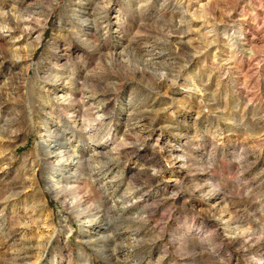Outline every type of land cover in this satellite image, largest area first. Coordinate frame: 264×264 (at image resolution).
<instances>
[{
  "label": "rangeland",
  "instance_id": "374dc122",
  "mask_svg": "<svg viewBox=\"0 0 264 264\" xmlns=\"http://www.w3.org/2000/svg\"><path fill=\"white\" fill-rule=\"evenodd\" d=\"M0 264H264V0H0Z\"/></svg>",
  "mask_w": 264,
  "mask_h": 264
},
{
  "label": "bare ground",
  "instance_id": "6f19581e",
  "mask_svg": "<svg viewBox=\"0 0 264 264\" xmlns=\"http://www.w3.org/2000/svg\"><path fill=\"white\" fill-rule=\"evenodd\" d=\"M61 84V83H60ZM54 95V94H53ZM68 97L69 96H67V95H64V94H58V95H55V96H53V100H54V102H56V103H62V102H64V101H66L67 102V100H68ZM61 105V104H60ZM88 126V125H87ZM77 128V127H76ZM92 131V127L90 128V127H87V128H85L84 129V132L85 133H89V132H91ZM92 133V132H91ZM55 137H54V139H53V141L52 140H48V138L46 137V136H42V139H41V147H42V149H43V151L44 152H47V153H49V158H53L54 160H61V151H59L58 150V147H56L55 145H54V141H55V138H56V136H57V134H55L54 135ZM58 143V142H57ZM69 143V142H68ZM66 144V143H65ZM65 144H64V147L66 148V146H65ZM59 146V145H58ZM96 149V146H92V150H95ZM63 151V150H62ZM71 151V150H70ZM70 154H72V152L71 153H69V155ZM78 154L79 153H73L72 154V156H71V158H70V160H69V164H72V165H74V167H75V165H78L79 164V157H78ZM63 155V154H62ZM67 156H68V154H67ZM67 156H66V158H67ZM82 157V156H81ZM64 159H65V156H64ZM113 187V186H112ZM113 189V188H112ZM113 190H115V189H113ZM114 192V191H113ZM110 193V192H109ZM112 194H114V193H112ZM116 198V197H115ZM112 203H113V206L114 207H119V208H122V200H119V199H114L113 201H112ZM89 223V226L90 227H92V228H94L95 226H97V225H101V226H103L102 224H98V222H96V219L93 221H89L88 222ZM103 228V231H101V233H100V235L97 237V239H98V242H102V241H105V242H108L109 240H110V238H109V235L107 234V232H106V227H102ZM108 228V227H107ZM99 229V228H98ZM97 243V242H96ZM99 244V243H98ZM106 244H108V243H106ZM108 247V246H107ZM111 250V249H110ZM109 250V251H110ZM104 251V250H103Z\"/></svg>",
  "mask_w": 264,
  "mask_h": 264
}]
</instances>
